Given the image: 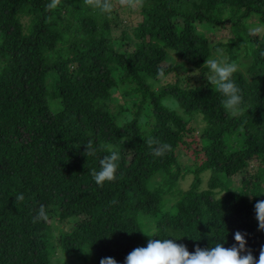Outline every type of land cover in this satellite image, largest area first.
Listing matches in <instances>:
<instances>
[{
  "label": "trees",
  "instance_id": "obj_1",
  "mask_svg": "<svg viewBox=\"0 0 264 264\" xmlns=\"http://www.w3.org/2000/svg\"><path fill=\"white\" fill-rule=\"evenodd\" d=\"M49 2L0 0V264H51L57 247L66 255L60 264H100L104 257L124 264L150 238H181L176 242L193 252L224 239L230 247L236 231L247 233L258 259L264 245L254 211L264 200V0H144L132 33L120 34L134 40L130 51L113 44L115 13L100 14L83 0H61L48 10ZM225 20L233 32L229 59L240 46L252 58L247 74L232 76L243 94L238 114L225 112L206 78L178 77L152 88L151 79L183 62L207 73L206 59L223 43L213 46L196 25ZM257 23L263 29L251 32ZM118 86L137 98L123 122L126 107L109 103ZM166 98L189 119L165 105ZM145 104L151 112L141 124ZM198 118L203 125L196 135L190 121ZM148 138L172 150L154 156ZM88 140L116 145L120 153L117 178L103 187L91 173L108 153L98 147L86 157ZM179 149L191 154L193 167L180 165ZM252 163L254 172L232 187L227 178ZM188 172L193 180L182 190L177 184ZM20 194L23 201L15 202ZM41 205L48 220L33 223ZM54 222L65 226L57 235Z\"/></svg>",
  "mask_w": 264,
  "mask_h": 264
},
{
  "label": "clouds",
  "instance_id": "obj_2",
  "mask_svg": "<svg viewBox=\"0 0 264 264\" xmlns=\"http://www.w3.org/2000/svg\"><path fill=\"white\" fill-rule=\"evenodd\" d=\"M61 0H50L46 5L48 10L56 9ZM83 4L100 14H110L116 4L121 8L136 11L143 7L144 0H83ZM259 31V29H256ZM209 70L206 77L209 84L213 85L215 91L221 94V106L227 114L235 116L242 110L243 94L242 90L236 85L232 76L240 70L237 62H229L224 56L222 49H215L212 58H207L205 63ZM148 147L152 150L154 156L162 157L172 150L171 145L161 143L153 138L146 141ZM85 152L87 156L96 155L97 148L107 152L99 160L100 170H92V177L97 186L103 187L105 182L116 180V172L120 153L116 145L105 143L94 146L92 140L85 143ZM22 194L15 197V202L23 201ZM255 218L258 222V231L264 232V200L257 201L254 205ZM47 221L48 215L44 205H41L33 216V223ZM148 237L155 236L147 234ZM247 233L236 231L234 234L235 243L230 247H225L224 243L217 242L214 246L201 248L196 246L193 252H190L187 246L176 241L181 239H149L146 247L134 248L124 260V264H264V245L260 246L258 259L253 255L252 250L247 247L245 239ZM183 238V237H182ZM198 240V239H195ZM100 264H117L112 257H104Z\"/></svg>",
  "mask_w": 264,
  "mask_h": 264
},
{
  "label": "rangeland",
  "instance_id": "obj_3",
  "mask_svg": "<svg viewBox=\"0 0 264 264\" xmlns=\"http://www.w3.org/2000/svg\"><path fill=\"white\" fill-rule=\"evenodd\" d=\"M115 3V0H113ZM113 13L116 14L117 18V23L119 26L114 29L113 34L115 40H113V44L117 50L124 51L126 49L133 50L134 49V40L131 41H125L124 39L121 38L120 34L122 30L128 31L130 34L132 33V30L135 26V24L140 20V15L138 11H131L129 9L121 8L118 4L114 7ZM258 26H253L254 29L250 28V31H256V29H259L261 31L263 28L262 26L257 23ZM197 31L205 34L209 40L212 41V45H216L218 42H222L223 45L220 47H217L219 49L223 50L224 56L227 58L229 62L235 61L239 64L240 70L242 73L247 74V68L251 63V54L250 51L248 52V49L245 48L244 46H240L238 49L237 53V58L230 60V54L227 51L226 48V43L233 37V32L231 30V22L230 21H222L218 24H216L214 27H210L204 24H197ZM256 31V32H259ZM214 48L212 50V55L213 52L215 51ZM170 54L174 57L175 60H179V58L174 56V52L171 51ZM212 55L210 58H212ZM170 62V59L168 58L166 61L161 62V65L165 66ZM209 71L207 73H201L199 69L197 68H192L190 65H187L186 62H183L181 66L174 70L173 72L169 73L167 76L160 74L156 78L151 79L150 81L152 82V88L154 90L159 89L161 86L166 84L167 82H173L175 81L176 78L181 77L184 80H188L190 83L195 82L199 79H205L209 75ZM123 87L118 86L116 89H114L112 93L111 100L109 103L111 104L110 106L112 109H115L117 107V104H121L122 106L126 107V110L119 115V120L123 122L126 119H130L132 116L131 109H132V102L137 101L136 94H125L123 92ZM163 103L167 105L169 108L175 110L178 114L182 115L186 120L189 119L187 115H185L182 111V109L177 105L176 101L170 98L163 99ZM151 112V108L149 105L144 106V109L142 110L140 116H139V121L141 124L145 122L147 119L148 113ZM191 125L195 127V134L199 135L201 128H202V121L200 118L194 119L190 121ZM178 157H179V162L181 166H188L189 168L193 167V164H195V161L193 157L191 156L190 153L186 152L183 149H179L178 151ZM252 167H250V170H240L239 172L235 173L231 177L227 178L228 181L231 182V186L236 188L239 187L243 184L244 178L248 176V174H251L254 172L255 165L252 163ZM209 172L206 171L205 173H202L201 175V182H200V188L204 189L208 187V182H209ZM193 173L188 172L186 173L178 182L177 187L180 189H187L192 180H193ZM224 192L221 191L218 194H223ZM170 203L174 201L172 197H170ZM83 216H80L82 218ZM56 226H54V234H58L59 231L65 228L61 223H56ZM66 255H64L58 247L55 249V251L51 254V264H60V261L64 260Z\"/></svg>",
  "mask_w": 264,
  "mask_h": 264
}]
</instances>
